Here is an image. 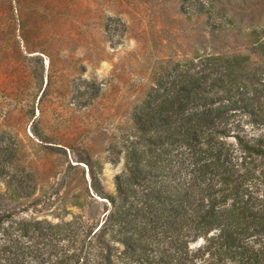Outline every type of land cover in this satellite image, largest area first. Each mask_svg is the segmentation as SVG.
I'll return each mask as SVG.
<instances>
[{"label": "trees", "instance_id": "obj_1", "mask_svg": "<svg viewBox=\"0 0 264 264\" xmlns=\"http://www.w3.org/2000/svg\"><path fill=\"white\" fill-rule=\"evenodd\" d=\"M239 30L250 52L162 61L123 111L107 141L123 161L115 190L90 173L100 217L40 215L53 200L0 145V264H264V26ZM101 89L75 92L95 102Z\"/></svg>", "mask_w": 264, "mask_h": 264}, {"label": "rangeland", "instance_id": "obj_2", "mask_svg": "<svg viewBox=\"0 0 264 264\" xmlns=\"http://www.w3.org/2000/svg\"><path fill=\"white\" fill-rule=\"evenodd\" d=\"M251 24L264 26V0H0V145L25 159L28 190L53 200L40 215L100 217L90 173L115 190L123 161L109 160L107 141L153 71L196 53L250 52L239 29ZM92 79L96 101L91 91L79 100Z\"/></svg>", "mask_w": 264, "mask_h": 264}]
</instances>
